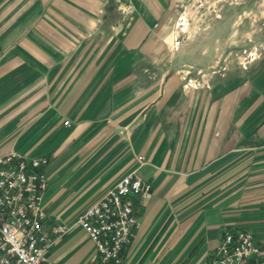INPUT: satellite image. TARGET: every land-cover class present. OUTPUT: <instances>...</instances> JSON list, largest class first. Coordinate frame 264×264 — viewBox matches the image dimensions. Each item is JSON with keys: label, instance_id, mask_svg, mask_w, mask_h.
Segmentation results:
<instances>
[{"label": "crops", "instance_id": "obj_1", "mask_svg": "<svg viewBox=\"0 0 264 264\" xmlns=\"http://www.w3.org/2000/svg\"><path fill=\"white\" fill-rule=\"evenodd\" d=\"M12 151L50 159L56 263L93 264L77 217L135 170L151 194L126 264H208L226 229L264 244V0H0Z\"/></svg>", "mask_w": 264, "mask_h": 264}, {"label": "built area", "instance_id": "obj_2", "mask_svg": "<svg viewBox=\"0 0 264 264\" xmlns=\"http://www.w3.org/2000/svg\"><path fill=\"white\" fill-rule=\"evenodd\" d=\"M178 24L188 26L185 13L179 14ZM245 58L246 65L258 56L250 53ZM138 158L145 162L143 155ZM49 162L47 156L27 157L16 151L0 155V264H63L48 257L52 246L70 230L61 222L46 224L44 192ZM150 194V184L135 170L78 215L76 223L85 229L97 250L93 264H126L124 248L132 242L140 224L133 198ZM251 261L264 264V244L249 229H226L208 264Z\"/></svg>", "mask_w": 264, "mask_h": 264}]
</instances>
